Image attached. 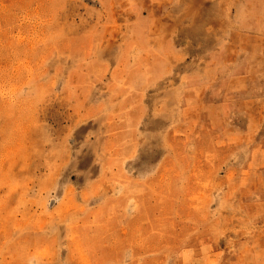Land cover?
Here are the masks:
<instances>
[{
	"label": "rangeland",
	"instance_id": "obj_1",
	"mask_svg": "<svg viewBox=\"0 0 264 264\" xmlns=\"http://www.w3.org/2000/svg\"><path fill=\"white\" fill-rule=\"evenodd\" d=\"M140 1L147 14L177 15L166 25L176 28L171 38L182 59L153 80L138 74L146 50L131 33L132 8L139 10ZM161 1L153 7V0H0V264L25 249L21 237L42 254L26 253L27 264H264L249 242L264 233V224L255 225V208L245 209L232 193L229 199L218 195L213 223L194 235L174 240L165 232L139 246L152 221L161 217L166 225L160 228H169L193 196L183 187L190 178L173 177L181 166L172 156L170 176L152 177L172 153L174 129L190 130L191 114L197 119L206 106L224 101L235 108L233 123L245 125L254 104L264 118V49L261 63H242L264 46V0ZM260 23L263 30L256 29ZM211 57L224 64H210ZM190 65L192 73L212 71L213 79L202 85L182 80ZM222 73L248 79L222 82ZM225 122L231 120L222 119L220 127ZM119 140H137L125 160L129 179L113 175L119 162L108 160ZM50 170L56 175L46 174ZM253 183L242 184L245 198ZM114 198L130 202L128 220L102 228L109 214L97 207ZM7 200L8 209L1 207ZM83 223L87 229L70 240L68 254L67 225ZM47 245L64 255L48 260L41 251Z\"/></svg>",
	"mask_w": 264,
	"mask_h": 264
},
{
	"label": "crops",
	"instance_id": "obj_2",
	"mask_svg": "<svg viewBox=\"0 0 264 264\" xmlns=\"http://www.w3.org/2000/svg\"><path fill=\"white\" fill-rule=\"evenodd\" d=\"M164 1L162 0L161 3ZM153 2H155L153 3V7L159 6L160 4V0H153ZM142 5L143 2L139 7V10L138 8L135 10V7L132 8V11L136 16L135 21L131 25L133 27L131 33H133L132 36L136 41L138 37H141L142 46L146 50V55L141 61V72L138 74L142 78H145V80H153V77L162 73L165 66L168 67L171 63H176V61L178 63V61L182 59L181 56H177L178 52L176 53V51H178V48L175 41L171 38V34L175 32L176 28L174 29V25L171 24L166 25L168 22L173 21L174 16L176 17L177 15H160L159 11L147 14V12L141 8ZM256 29L263 30L262 23H260ZM110 30V28H107V31L111 35L112 33ZM139 30H141L142 33H139L138 36L135 35V33ZM156 38H158L157 41ZM239 47L240 45L237 49H239ZM257 49V54L255 52L254 56L247 57V59L242 61V63L248 65L261 63V58L263 57L260 50L263 51L264 46H258ZM169 52H172L171 56V53ZM227 61L229 62V60ZM209 62L210 64L215 65L224 64L220 60L213 59L212 57ZM213 74L214 73L212 71L209 73L206 72L202 75L192 73L190 65L185 74L182 76V80L194 79L195 81L201 82L199 85H202V82L212 80ZM97 76H99V74H97ZM245 79H248L246 75H225L222 73L221 81L233 82V84H235V82H242L245 81ZM189 89L192 88L187 87L186 91ZM241 90L246 91L248 90V87L241 88ZM234 91L236 90L234 89ZM213 95L214 93L211 96ZM198 97L201 96L198 95ZM199 102L200 98L199 101L197 100V105ZM258 106L257 104H254L253 107L248 110L249 116L245 125H239L237 122L233 123V119L229 117L230 112H232V114L235 113V108L230 111L229 109L231 108V104L228 101H224L219 105L212 104L206 106L205 112H202L203 115L197 119H194L195 117L192 118L191 114L188 118L190 119V130H188L189 128L185 129L184 127L174 129L175 131L172 133V140H170L172 153L167 155L166 159L160 163L157 169L158 174H153L152 177L155 178L156 176L163 174L170 176L171 169L168 168L166 161L169 156H172L173 158L170 159V161H173L181 166V168L178 169L177 167L175 169L173 177L179 176L181 178H190V181H187L184 185V181L180 180L179 185L181 184L183 187H188L193 196L190 197L189 203L186 205L187 212L182 211L181 209L180 212H178L181 218L178 219L176 216L173 217V220L171 221L173 225H169V228H160L162 223L166 225V221L164 222V219L161 217H156L157 219L154 220V222L152 221L153 230L143 237V244L139 246L145 247L151 237H154L155 239H163L165 232H173L174 240L178 239L177 237L185 235L186 232H189L190 235H194L199 230L200 225L208 224L209 220L213 223L212 216L210 215H212V209L215 208L214 203L216 204L219 201V196L222 198V194V199H229L231 193L236 194L237 197L240 198L239 203H241L245 209L249 210L250 208H255V225L259 224L262 226V223L264 224V220H262L264 216V118L261 110H259L261 106ZM198 108L199 106H196L193 111ZM238 109L239 108H237L236 112ZM186 111L181 109V112L187 114H189L190 109H186ZM224 118H226V120H231V122H225V125L220 127V123H222V119ZM136 141L137 140H119L117 141L116 146L112 148V151L109 149V153L112 156L109 157L108 160L111 159L110 161L119 162L120 165L119 166L117 164L119 170L117 172L113 171V175H121L123 177L125 176L124 178L129 179V173L126 169L125 160H127V157H129V154L132 152L133 145ZM114 143L115 142L113 141L112 144ZM50 171L51 172L46 171V174L50 173V177L56 175L53 170ZM251 178L254 180V183L248 188V190L252 195L245 198L243 194L246 190H242L241 186L242 184L244 186L246 179ZM55 181L56 179L54 178V182ZM232 181H234V184H231ZM174 182L175 181H172V183ZM6 192H8V190L4 189L3 194ZM215 193L218 194L215 195ZM9 205L10 202L7 200L1 207L8 209ZM130 206V202L120 203L116 198L112 199L109 203L99 205L97 207V213H105L106 210H108L109 214V218L101 227L106 228L111 226L113 229L118 228L120 224L119 222L128 220ZM257 211L260 212L258 216H256ZM182 213L186 214L184 219L182 218ZM138 217L142 220L147 218L146 215H139ZM186 219H188V223H183L182 220ZM181 224H188L189 226H186L188 227L187 229H183ZM84 227H86L84 223L77 225L74 224L72 226L67 225L65 241H67L66 247L68 249V254L71 251V248H69L70 240L75 237L74 235L80 234L81 231L82 233H85L83 229L86 230L87 227ZM97 227L98 226L95 227L96 231L99 229ZM241 237L242 238H240V240L243 242L248 239L245 234H242ZM249 240H252L249 242L255 243V248L253 250L254 255L264 256V249L261 245V242L264 241V233H255ZM18 243L25 249L20 253H15L13 256H4L3 264H27L31 262V258L29 259V256L33 255L31 257H34L42 255L37 254V252H32V247L29 243L23 244L24 240L22 237L18 240ZM63 247H65L64 244L61 246V249H63ZM258 249L260 252H258ZM41 251L48 260H52L51 258H55L56 256L64 255L62 250L59 253L58 249L53 245H47ZM213 251L216 250L214 249ZM231 252L239 257L246 255L244 254L245 251L240 252L238 249H234ZM250 252H252V250H250ZM250 252H248V255L253 254ZM26 253H28L29 256L24 258ZM208 254L209 250L205 255Z\"/></svg>",
	"mask_w": 264,
	"mask_h": 264
}]
</instances>
